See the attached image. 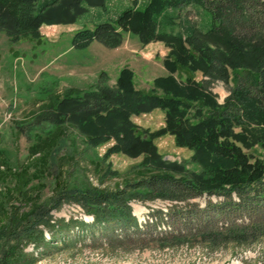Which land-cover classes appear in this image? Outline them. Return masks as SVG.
Wrapping results in <instances>:
<instances>
[{"label": "trees", "instance_id": "obj_1", "mask_svg": "<svg viewBox=\"0 0 264 264\" xmlns=\"http://www.w3.org/2000/svg\"><path fill=\"white\" fill-rule=\"evenodd\" d=\"M93 5L102 6L103 2L0 0V32L12 42L29 37L39 39L42 24L74 23L77 16ZM189 5L202 6L211 14L212 25L198 35L205 39L202 42L222 47H204L193 35H187L185 41L181 36L158 30L162 13ZM124 32L137 35L144 43L155 39L175 41L173 55L165 61L172 74L155 82L164 93L137 90L133 71L124 68L117 80L118 90L103 88L94 94L65 98L57 119L73 121L93 141L115 137L114 150L123 146L126 151L131 147L137 152L149 147L152 139L136 133L130 115L161 106L169 118L167 126L157 133L175 134L177 142L194 148V156L204 164L237 165L244 154L242 146L252 145L253 133L247 131L248 123H264V0H148L142 7L126 8L114 21L77 31L73 44L75 48H87L97 40L107 47H119ZM251 51L253 59L248 56ZM187 63L204 69L208 80L200 84L193 78L187 82L176 78L175 73L180 75ZM219 81L229 92L223 103L211 92L213 83ZM193 109L195 112L189 113ZM238 125H242L241 130L236 129ZM261 142L264 146V140ZM225 181L229 184L204 186L192 179L159 175L129 182L125 188L112 192L66 187L50 208L38 209L22 223L18 232L19 254L13 248L0 264H36L37 256L22 254L26 246L44 252L52 248L75 250L76 244L87 235L93 242L97 239L101 242L86 245L98 249L105 242L112 251L145 249L153 242L169 249L197 242L211 251L222 250L232 243L253 247L264 237V161H256L249 173L236 181ZM205 195L204 205L190 203L191 199ZM159 198L182 201L185 205H174L166 211L153 210L144 223L140 222L133 212L132 200ZM65 204L79 206L93 220L55 217L52 210L59 211ZM233 232H237L235 237L231 236ZM196 238L199 240L192 242Z\"/></svg>", "mask_w": 264, "mask_h": 264}, {"label": "rangeland", "instance_id": "obj_2", "mask_svg": "<svg viewBox=\"0 0 264 264\" xmlns=\"http://www.w3.org/2000/svg\"><path fill=\"white\" fill-rule=\"evenodd\" d=\"M147 1L102 0V6L87 7L86 13L77 16L74 23L42 24L39 39L29 37L12 42L0 32V262L13 248L19 254L22 223L38 209L50 208L66 187L112 192L125 188L129 182L159 175L192 179L204 186L228 185L225 180L236 181L247 175L256 161H264L261 142L264 123H248L247 131L253 133L252 145L242 146L244 154L238 158L237 165L217 166L200 162L194 156L195 149L179 144L175 134L157 133L167 126L169 118L161 106L130 115L136 133L152 139L149 147L137 152L131 147L126 151L123 146L114 150L115 137L93 141L73 121L57 119L60 103L65 98L94 94L103 88L118 90L117 80L124 68L133 71L137 90L164 93L155 82L172 74L165 61L173 55L174 40L155 39L144 43L137 35L124 32V41L119 47H107L97 40L87 48H75L73 44L77 31L114 21L126 8L142 7ZM211 19L210 12L202 6L170 8L159 16L158 30L181 36L185 41L187 35H193L202 44L205 39L198 35L212 25ZM203 46L222 47L214 42ZM251 52L252 55L248 52L249 59L254 57ZM175 76L184 82L193 78L200 84L209 78L195 63H187L185 70L180 75L176 72ZM212 86L215 99L223 103L229 95L225 85L219 81ZM194 112L193 109L189 113ZM241 128L242 125L236 127ZM206 200L205 195L191 199L190 203L204 205ZM131 205L139 221L144 223L153 210L166 211L185 203L159 198L144 202L132 200ZM52 214L65 220L73 217L93 220L74 204H65L59 211L52 210ZM233 233L231 236L235 237L237 232ZM47 238L50 239L49 234ZM197 239L192 242L196 243ZM92 242L87 235L76 244L75 250L52 248L47 252L28 245L22 254L37 256L36 264H264V237L250 248L232 243L217 251L204 248L200 242L175 249L153 242L145 249L129 251H112L105 242L98 249L86 245ZM100 242L97 239L93 243Z\"/></svg>", "mask_w": 264, "mask_h": 264}]
</instances>
